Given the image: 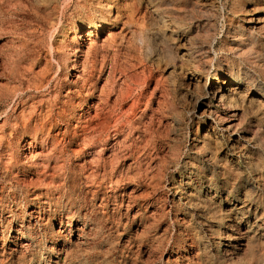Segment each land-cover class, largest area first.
<instances>
[{"label": "rangeland", "instance_id": "rangeland-1", "mask_svg": "<svg viewBox=\"0 0 264 264\" xmlns=\"http://www.w3.org/2000/svg\"><path fill=\"white\" fill-rule=\"evenodd\" d=\"M25 1V10L11 18L29 48L43 57L49 37L42 17L49 8L43 0ZM83 1L85 8L71 7L62 23L86 19L92 10L105 9L104 3L112 14L133 6L130 25L118 22L114 29L122 52H131L151 68L172 103L168 117L179 111L180 122L158 130L150 158L126 159L129 149L120 148L116 159L96 161L99 156L91 157V150L79 143L77 127L84 117L76 99L73 112L52 115L59 127L50 131L56 140L52 145L29 143L31 125L45 116H33L28 126L27 111L23 120L16 116L48 94L65 97L75 71H63L49 91L31 92L7 109L1 104L0 123L5 119L7 128L0 134V264H264L263 111L252 110L236 129L249 145L241 140L227 148L215 134L205 146L202 139L210 122L200 117L202 107L194 102L204 95V77L222 73L250 79L264 97V25L253 28L246 22L264 16V0L256 7L250 0ZM139 3L147 5L148 16L138 13ZM63 25L61 30L70 35ZM15 36L0 38L4 52V40L18 45L21 36ZM34 39H43L41 48L33 47ZM67 39L64 35L61 43ZM23 61L28 65L33 60L26 56ZM149 83L152 88L154 78ZM130 86L133 99L139 86ZM107 149L102 157L109 154Z\"/></svg>", "mask_w": 264, "mask_h": 264}, {"label": "bare ground", "instance_id": "bare-ground-1", "mask_svg": "<svg viewBox=\"0 0 264 264\" xmlns=\"http://www.w3.org/2000/svg\"><path fill=\"white\" fill-rule=\"evenodd\" d=\"M250 1L253 2L255 7L263 3V0ZM76 2H78V0H43V3L49 8L45 13V17H42V21L48 26L49 43L47 52H44L43 57H41L42 53L40 51L29 48L25 34L11 18L13 16L12 14L16 13V11L25 10L27 2L25 0H0V38L4 35H9L11 38L15 35L17 37L19 35L21 36L18 38V45H13L12 40L8 39V37L7 39L9 41L4 40L2 43V46L6 48L5 52L4 48H0V80H4V83L0 82V105H3L2 109H7L10 102L21 100L31 92L35 94V92L41 91L42 89L49 91L50 87H56L55 80L58 79L63 71L65 72L67 69L75 71L73 74L74 79L71 82L72 89L67 90V96L63 94L65 95V97L62 98L63 100L61 98L60 100V96L57 94H55V96L48 94L46 98L42 97L38 102L37 100L31 101L27 110L26 107H23L17 113L16 116L21 117L23 120L25 111H27L28 117L24 119L25 124H27L33 116H45L47 118L44 120L41 119L38 123L34 122L31 128L29 126L33 134L29 143L45 146L47 144H54L56 141L54 138L55 134L52 135L50 131L54 129L57 131L59 127H57V124L53 122L51 117L52 115L63 117L66 112L67 114L68 111L73 112V100L76 99L77 102H75L74 105L77 107V111L83 112L84 117L81 125L77 127L79 129H77V131L80 132L79 143L82 148L91 150V157H93V155L99 156L97 160L95 159L96 161H104L106 158H110V160L116 159V154L120 148L129 149L125 154L126 159L134 158L138 160L143 154L145 155H143L144 157L150 158V151L155 150V143L157 142H155V140H157V136L155 137V135L159 133L158 130L163 127L168 128L173 125L177 126L180 122L181 115L178 113L179 111L177 108L176 110L178 112L172 113L168 117L167 111H169L172 103L169 101V98L164 95L165 92H163L162 87L159 88V84L151 68L146 65L142 59L139 60L129 54L131 53L128 52L129 50H127L128 53L122 52L124 48L123 50L121 49L122 43L118 41V34L116 35L117 32H114V29L118 22H121L122 25H130L134 17L133 6L122 7L112 14L110 9L105 6L107 3H104L105 9L92 10L86 19L79 17L74 20L75 17H73L70 18L69 21L65 20L64 23L65 25L67 24V29L71 30V34L67 35L64 30H61L64 26L62 19L65 17L67 11L71 7L73 10L75 8H85V1H83V4L79 5V7L74 6ZM148 3L149 1L146 4ZM142 4H138L137 10L138 13L141 12V17L144 18L148 16H144L148 13V10L147 5ZM154 4H156V2ZM150 15H152V13ZM50 16L52 17L50 18ZM55 16H58V20ZM254 16L253 18L246 19V22L253 25V28L254 26L264 25V16ZM238 31L239 30H237V32ZM32 34L34 33L31 32L30 36ZM64 35L68 37L66 44L61 43V39ZM42 40L34 39L32 42L33 47L41 48ZM7 41L11 42V44H7ZM145 45L147 46V44ZM26 56L30 57L33 61L28 65H23V62H25L23 59ZM52 62H55L54 64L57 66L54 73L51 71ZM228 77L229 76L225 73L214 78L204 77V83L202 84L204 95L194 101L195 106L202 107L200 117L206 116L210 122L202 139L205 146L211 143V137L215 134L219 136L214 137L215 140L220 139L225 143L226 147L232 148L233 145H238L241 140L249 145V142L245 141L243 135L237 134V127L241 122L249 118V115L253 113L252 110H256V112L263 111L262 114L264 116V97L256 85L252 83L250 79L248 81V78L245 80L242 79V81L237 77L232 79ZM153 78V87H147L148 83ZM131 83L139 86V89H136L137 92L133 99H129L133 92L131 88L132 85L130 86ZM60 88L61 87L58 86V89ZM185 88L186 87H184V89ZM188 88L189 86L187 89ZM5 113H3V115ZM262 114L260 113V115ZM26 126H28V124ZM5 128H7V121L4 119V121L0 123V134L4 133ZM75 133L76 131H74L72 135ZM110 137L112 138L110 139ZM47 138L50 139V141H48ZM254 140L256 139L254 138ZM141 142H145L142 144V149L139 147L141 146ZM131 146H133V149L130 150ZM106 149L109 154L102 157ZM144 149L145 151H143Z\"/></svg>", "mask_w": 264, "mask_h": 264}]
</instances>
